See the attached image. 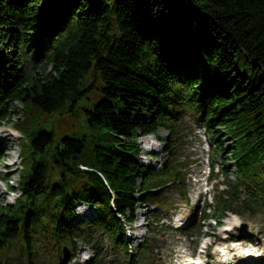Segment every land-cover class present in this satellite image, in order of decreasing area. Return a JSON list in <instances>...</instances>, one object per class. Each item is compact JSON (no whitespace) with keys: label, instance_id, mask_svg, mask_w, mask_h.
I'll list each match as a JSON object with an SVG mask.
<instances>
[{"label":"trees","instance_id":"obj_1","mask_svg":"<svg viewBox=\"0 0 264 264\" xmlns=\"http://www.w3.org/2000/svg\"><path fill=\"white\" fill-rule=\"evenodd\" d=\"M15 103L22 137L58 113L84 115L88 133L28 140L19 196L0 204V264H39L42 245L54 251L50 264L64 247L75 256L87 240L80 204L98 214L88 226L129 252L125 226L139 204L162 205L171 189L189 202L176 151L187 107L235 168L232 181L212 165L210 180L224 179L202 220L264 215V0H0V122ZM147 135L170 156L158 169L142 162ZM146 249L148 240L137 257Z\"/></svg>","mask_w":264,"mask_h":264},{"label":"rangeland","instance_id":"obj_2","mask_svg":"<svg viewBox=\"0 0 264 264\" xmlns=\"http://www.w3.org/2000/svg\"><path fill=\"white\" fill-rule=\"evenodd\" d=\"M30 55L35 57L33 54ZM37 64L40 70L51 69V65L45 63L42 57L38 58ZM21 107L19 103L13 104L15 113L12 119L0 122V148L2 147L0 150V204L2 205L14 203L19 196L18 183L22 166H25L24 174H27L32 165L28 140L33 135L44 130L54 131L56 137L67 132L88 133L84 115L61 117L58 113L48 117L41 124L30 126L22 137L14 127V119L19 116ZM193 113V110L187 107L181 114L183 121L176 150L178 161L184 165L182 171L186 176L187 189L184 192L187 193L191 202H185L178 189H171L164 195L162 205L152 202L139 204L135 221L129 224L131 233H128L127 237L129 252L133 253V259L125 248L112 243L107 232L94 225L88 226V222L98 219L93 206L77 205L76 222L83 225L87 240L78 242L77 252L68 264H183L190 261V256H200L208 264H222L226 258H229L230 264H264L263 213L241 216L228 212L221 224L216 223L214 217L202 220L201 213L207 202H214L215 184L224 179L220 175L219 178L209 180L203 171H208V168L213 167L212 165L215 166L214 170L218 171L223 165L229 172L230 180L235 181L236 176L231 156L224 152L216 155L210 146L212 142L209 144L207 132L201 135L196 133L194 124L200 121H197V116ZM162 134L167 136L168 132L163 131ZM227 139V137L224 139L226 145L229 142ZM138 141L141 145L140 153L143 163L158 169L169 160L170 156L164 143L155 135L140 137ZM262 166L264 168V159ZM10 186L13 188L11 189ZM86 210L90 213H86ZM182 223L187 233L175 228V225ZM201 225H203L202 232L198 233ZM225 227L231 228L230 231L225 230ZM147 240L148 249H146L145 257H137L142 243ZM221 250L224 252H220ZM243 250L251 251L252 255L240 256ZM14 252L15 250L12 255ZM53 253L52 249L42 245L39 264L53 263Z\"/></svg>","mask_w":264,"mask_h":264},{"label":"water","instance_id":"obj_3","mask_svg":"<svg viewBox=\"0 0 264 264\" xmlns=\"http://www.w3.org/2000/svg\"><path fill=\"white\" fill-rule=\"evenodd\" d=\"M71 257V251L67 247H64L63 254L60 256L58 264H68L70 262Z\"/></svg>","mask_w":264,"mask_h":264},{"label":"bare ground","instance_id":"obj_4","mask_svg":"<svg viewBox=\"0 0 264 264\" xmlns=\"http://www.w3.org/2000/svg\"><path fill=\"white\" fill-rule=\"evenodd\" d=\"M1 148H2V147H1ZM1 148H0V150H2ZM81 207H84V206L81 205ZM86 213L89 214L90 212L86 210ZM249 253H251V252H249ZM183 264H190V261H187L186 263L183 262Z\"/></svg>","mask_w":264,"mask_h":264}]
</instances>
